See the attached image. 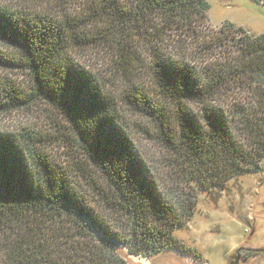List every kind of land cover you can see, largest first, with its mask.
Returning a JSON list of instances; mask_svg holds the SVG:
<instances>
[{"label":"trees","instance_id":"1","mask_svg":"<svg viewBox=\"0 0 264 264\" xmlns=\"http://www.w3.org/2000/svg\"><path fill=\"white\" fill-rule=\"evenodd\" d=\"M89 4L78 17L0 8V43L13 51L0 52V69L26 70L32 81L25 92L0 79V114L44 103L75 138L56 125L72 148L67 168L50 156V138L0 132V226L17 230L0 264H128L119 250L150 257L171 248L202 262L173 232L192 219L200 193L262 171L264 32L224 21L205 34L207 0ZM188 40L206 66L170 54ZM100 42L124 80L120 101L156 129L169 185L141 158L110 92L69 54ZM146 61L155 92L128 78Z\"/></svg>","mask_w":264,"mask_h":264},{"label":"rangeland","instance_id":"2","mask_svg":"<svg viewBox=\"0 0 264 264\" xmlns=\"http://www.w3.org/2000/svg\"><path fill=\"white\" fill-rule=\"evenodd\" d=\"M90 1L96 0H0V8L11 11L47 13L53 17H62V14L78 17L85 14ZM209 10L208 29L204 33H216L224 21H230L240 26L252 35L264 32V0H207ZM90 5V4H89ZM101 28L96 23L86 26L85 33ZM211 33V34H212ZM183 46H172L170 54L192 62L196 67L204 65L205 55L194 42ZM99 44L82 49L71 48L69 54L75 63L99 79L106 92L113 96L115 107L129 127V136L136 144L137 150L160 177V181L167 175L164 165L165 153L156 140V129L149 122L134 115L128 107L120 101L125 89L124 80L121 79L116 64V57L105 45ZM180 44V43H178ZM193 46V47H192ZM0 52H13L0 43ZM203 62V63H202ZM137 67V72L130 80H136L140 86L155 92V85L151 77L149 65ZM11 80L19 89L32 92V81L26 70L13 72L0 69V79ZM127 84V79L125 80ZM58 129L70 138L67 123L51 106L44 103H35L28 108L0 114V132L17 135L22 130H31L41 134L52 144L48 152L56 164L70 168L72 148L61 142L57 137ZM147 129V133H145ZM56 137V138H55ZM262 171L255 174H244L226 183L221 194L213 192L200 193L198 206L192 219L175 230L173 234L186 245L195 248L205 264H252L251 257H260L254 264H264V159ZM165 185L170 181L163 180ZM15 228L4 229L0 226V261L4 252L5 239H14ZM259 249L248 257L238 255L237 249ZM128 264H141V255L135 256L137 260L127 255L124 249L119 250ZM134 256V255H132ZM247 260V261H246Z\"/></svg>","mask_w":264,"mask_h":264},{"label":"crops","instance_id":"3","mask_svg":"<svg viewBox=\"0 0 264 264\" xmlns=\"http://www.w3.org/2000/svg\"><path fill=\"white\" fill-rule=\"evenodd\" d=\"M256 249V248H255ZM141 264H205V260L202 258V262H199L191 256L185 255L176 249H167L158 254L150 257H141ZM260 257H251L250 262L254 264ZM247 261V260H246ZM259 264V263H258ZM263 264V263H260Z\"/></svg>","mask_w":264,"mask_h":264},{"label":"water","instance_id":"4","mask_svg":"<svg viewBox=\"0 0 264 264\" xmlns=\"http://www.w3.org/2000/svg\"><path fill=\"white\" fill-rule=\"evenodd\" d=\"M240 249H241V248L237 249L236 252H239ZM249 250H252V251H259V249H249ZM125 251H126V250H125ZM126 253H127V251H126ZM127 255L132 256V255H130V254H128V253H127ZM134 257H135V256H134Z\"/></svg>","mask_w":264,"mask_h":264},{"label":"bare ground","instance_id":"5","mask_svg":"<svg viewBox=\"0 0 264 264\" xmlns=\"http://www.w3.org/2000/svg\"><path fill=\"white\" fill-rule=\"evenodd\" d=\"M130 257H132L134 260H137V258L134 256H130ZM140 260L144 261L142 258Z\"/></svg>","mask_w":264,"mask_h":264}]
</instances>
